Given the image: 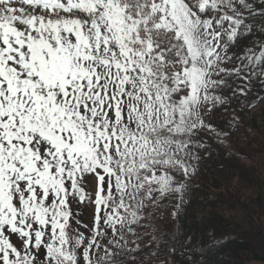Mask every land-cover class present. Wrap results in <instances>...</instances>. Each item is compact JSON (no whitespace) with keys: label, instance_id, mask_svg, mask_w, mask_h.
Segmentation results:
<instances>
[{"label":"snow or ice","instance_id":"obj_1","mask_svg":"<svg viewBox=\"0 0 264 264\" xmlns=\"http://www.w3.org/2000/svg\"><path fill=\"white\" fill-rule=\"evenodd\" d=\"M262 99L264 0H0V264L176 255L207 117Z\"/></svg>","mask_w":264,"mask_h":264},{"label":"trees","instance_id":"obj_2","mask_svg":"<svg viewBox=\"0 0 264 264\" xmlns=\"http://www.w3.org/2000/svg\"><path fill=\"white\" fill-rule=\"evenodd\" d=\"M216 115L207 119L227 134H219L214 128L198 162L190 165V171L193 167L197 171L190 175L187 186L191 203L175 225L180 240L177 254L170 257L167 241L159 248V255L142 249L134 260L126 257L122 264H187L180 243L189 233L205 244L230 238L213 248L210 264L264 263V99L245 109L238 125L223 123L233 113H220L221 118L214 119ZM252 134L256 136L250 139ZM239 184L246 188L244 202L234 200ZM256 188L259 192L249 194Z\"/></svg>","mask_w":264,"mask_h":264},{"label":"rangeland","instance_id":"obj_3","mask_svg":"<svg viewBox=\"0 0 264 264\" xmlns=\"http://www.w3.org/2000/svg\"><path fill=\"white\" fill-rule=\"evenodd\" d=\"M256 135L255 134H252V135H249V137H250V139H253V137H255ZM227 140V139H226ZM246 142H248V141H245L244 143H246ZM244 146V145H243ZM242 160V159H241ZM261 161V158H259V162ZM239 188V189H238ZM238 188L235 190V193H238V197L237 198H235L234 200L235 201H238V199H240V200H242L243 202L244 201H246V195H247V193H246V188L244 189V187H242V185H240L239 184V186H238ZM237 191V192H236ZM254 192H259V190H258V188H256V189H253L252 191H251V193H249V194H254ZM241 201V202H242ZM248 206V205H247ZM249 207V206H248ZM247 207V208H248ZM86 212H87V210L85 209V210H82V215H84V214H86ZM242 217V216H241ZM257 223V225L259 226L260 225V223L259 222H256ZM176 230H177V228H176ZM171 247V246H170ZM170 255V257H171V253L169 254ZM256 264H264V263H256Z\"/></svg>","mask_w":264,"mask_h":264}]
</instances>
